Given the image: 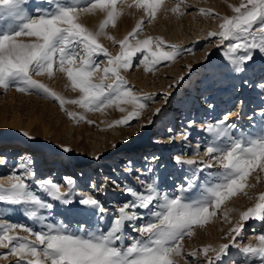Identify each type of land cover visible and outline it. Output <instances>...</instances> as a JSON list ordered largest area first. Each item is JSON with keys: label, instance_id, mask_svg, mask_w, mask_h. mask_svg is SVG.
<instances>
[{"label": "snow or ice", "instance_id": "1", "mask_svg": "<svg viewBox=\"0 0 264 264\" xmlns=\"http://www.w3.org/2000/svg\"><path fill=\"white\" fill-rule=\"evenodd\" d=\"M182 5L186 6L185 0H176L170 11L182 14ZM228 7L232 15L219 17V31L209 32L208 36L220 40L217 47L228 42L224 56L236 72H241L242 65L253 60L254 50L264 54V0H239L238 4ZM133 8L141 10L143 17L123 39L116 40L106 29L116 27L118 19ZM161 10L168 11L165 0H131V3L127 0H40L35 6L31 0H0V88L14 87L18 92L57 101L61 111L76 122L85 120V116L68 111L65 104L77 105L85 112L115 107L127 115L110 126L125 125L140 116L151 96L137 94L128 87L121 70L129 69L138 53L143 57L140 64L144 71L151 72L162 62L175 60L182 52L162 37L139 38L144 17L151 23ZM199 12L216 15L210 9H199ZM96 13L103 14V19L94 29L81 22L82 15ZM101 37L118 44L120 51L112 55L99 42ZM100 56L106 59L107 66L103 68L98 62ZM57 69L67 77L71 88L79 91L78 98L66 99L33 79L34 75L45 74L51 78ZM97 72L101 73L98 78ZM227 120L225 116L206 125L211 138L206 141L199 167H195L197 160L175 157L177 164L192 166L186 170L185 181L176 191L165 190L155 182L144 184L142 181L139 190L125 186L123 191L130 198L111 217L97 199L83 196L79 203L90 206L92 215L99 213L98 220L106 221L103 228L80 226L72 230L63 223L45 224V217L38 211L51 209L53 205L46 203L41 193L63 204L70 203L67 194L51 179L39 182L37 191L25 182L33 173L13 174L7 187L0 185V203L23 207L24 215L41 227L36 230L15 223H0V248L17 257V264H176L174 257L182 254L181 242L185 237L192 236L195 227L210 223L230 198L244 195L255 202L239 211L237 223L227 234L230 242L218 248L205 245L199 249L208 264H217L228 254L236 237L242 235L249 220L264 223V192L254 196L245 191L254 187L248 182L253 173H264V123L255 130L241 132L236 130V125L226 123ZM65 184L70 190L72 179L65 178ZM236 211L228 209L222 215L227 219L229 212ZM18 228L34 239L16 235ZM129 229L138 235H130ZM255 240V244L241 249L243 264H264V230L255 235ZM210 252L216 253L215 260L208 257ZM6 255L0 254V259ZM188 255L196 257L197 252Z\"/></svg>", "mask_w": 264, "mask_h": 264}, {"label": "rangeland", "instance_id": "2", "mask_svg": "<svg viewBox=\"0 0 264 264\" xmlns=\"http://www.w3.org/2000/svg\"><path fill=\"white\" fill-rule=\"evenodd\" d=\"M31 2L35 6L40 0ZM127 2L131 3V0ZM175 3L176 0H165L168 11H159L151 23L144 17L139 38L162 37L168 44L180 48L181 55L173 61L162 62L154 71L145 72L140 64L143 57L138 53L132 66L121 70L128 87L137 94L151 96L140 116L125 125L110 126L127 115L115 107L85 112L77 105L65 104L68 111L85 116V120L76 122L61 111L57 101L18 92L14 87L0 88V147L7 144L12 147L0 185L7 187L13 174L31 172L33 175L25 182L32 189L38 191L39 182L51 179L70 201L63 204L41 193L45 202L53 205L51 209L38 211L45 217V224L63 223L72 230L80 226L103 228L106 221L98 220L99 213L92 215L90 206L79 203L83 196H93L111 217L130 198L123 191L125 186L139 190L142 181L144 184L155 182L165 190L176 191L185 181L186 170L192 166L177 164L175 157L197 160L195 167H199L206 141L211 138L205 130L207 124L227 116L226 123L236 125L237 131L248 132L264 123V54L254 50L253 60L242 65L243 71L236 72L235 66L224 56L228 42L217 47L220 40L208 36L209 32L219 31V17L232 15L228 5H236L239 0H185L186 6H181L182 14L170 11ZM199 9H210L216 15L201 14ZM142 17L141 10L128 9L118 19L117 26H109L106 31L116 40L123 39ZM101 19V13L85 14L80 18L90 29H94ZM99 42L112 55L120 51L119 45L111 40L101 37ZM98 62L101 68L107 66L103 56ZM100 75V72L95 73L97 78ZM33 79L66 99L80 95L58 69L51 78L45 74L34 75ZM190 85L194 88L192 96L187 93ZM203 101L206 104L200 107ZM156 109L160 111L155 112ZM149 120L152 123L149 124ZM65 148L69 150L65 151ZM65 178L73 181L70 190ZM248 182L254 187L245 191L254 196L264 192V173H253ZM254 202L244 195L226 201L210 223L195 227L194 234L181 242L182 254L174 257L176 264H186V261L187 264H208L199 249L205 245L218 248L220 244L229 243L227 234L237 223L239 211L251 207ZM233 208L238 211L229 212L225 219L222 213ZM0 223H15L36 230L41 227L24 215L23 207L3 203H0ZM260 230H264V223L249 220L242 235L236 237L228 254L217 264H243L241 249L255 244V235L260 234ZM128 232L132 236L138 235L130 229ZM16 235L28 236L19 228ZM28 239L34 237L28 236ZM192 251L197 252L196 257L188 255ZM0 254H7L6 258L0 259V264H17V257L8 254L7 249L0 248ZM215 256L214 252L208 253L213 260Z\"/></svg>", "mask_w": 264, "mask_h": 264}, {"label": "bare ground", "instance_id": "3", "mask_svg": "<svg viewBox=\"0 0 264 264\" xmlns=\"http://www.w3.org/2000/svg\"><path fill=\"white\" fill-rule=\"evenodd\" d=\"M203 79V78H202ZM203 81V80H202ZM188 90H187V93L189 94V96H192L193 95V93H194V88L192 87V85H190L188 88H187ZM207 94H210V93H207ZM209 96H211V95H209ZM204 97V96H203ZM203 104H201V105H199L200 107H204L205 106V102L203 101L202 102ZM197 105H198V103H197ZM196 116V115H195ZM162 129V128H161ZM162 132V131H161ZM3 147V148H2ZM0 148H2V149H0V168H1V173H0V178H2V176H4V174L2 173V171H3V168H4V166H7L8 164H7V162H8V154H9V152H11V150H12V147L11 146H9L8 144L7 145H1V147ZM19 150V149H18ZM17 151V150H16ZM27 152V151H26ZM24 153H25V151H24ZM21 154H23V152L21 153ZM29 154V153H28ZM26 157H27V154L25 155ZM148 157V156H147ZM7 183H9V182H7Z\"/></svg>", "mask_w": 264, "mask_h": 264}]
</instances>
